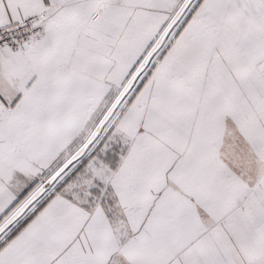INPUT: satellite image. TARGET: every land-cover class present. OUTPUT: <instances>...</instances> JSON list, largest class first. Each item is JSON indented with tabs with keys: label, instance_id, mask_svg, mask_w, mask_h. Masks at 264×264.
I'll list each match as a JSON object with an SVG mask.
<instances>
[{
	"label": "snow or ice",
	"instance_id": "6c2138e0",
	"mask_svg": "<svg viewBox=\"0 0 264 264\" xmlns=\"http://www.w3.org/2000/svg\"><path fill=\"white\" fill-rule=\"evenodd\" d=\"M0 264H264V0H0Z\"/></svg>",
	"mask_w": 264,
	"mask_h": 264
}]
</instances>
